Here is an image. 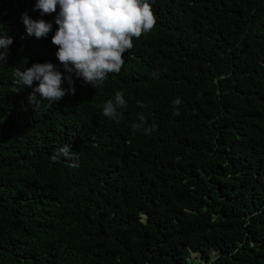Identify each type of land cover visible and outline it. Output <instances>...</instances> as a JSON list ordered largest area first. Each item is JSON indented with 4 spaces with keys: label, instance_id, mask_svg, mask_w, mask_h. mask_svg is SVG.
Listing matches in <instances>:
<instances>
[{
    "label": "trees",
    "instance_id": "16d2710c",
    "mask_svg": "<svg viewBox=\"0 0 264 264\" xmlns=\"http://www.w3.org/2000/svg\"><path fill=\"white\" fill-rule=\"evenodd\" d=\"M0 264H264V0H0Z\"/></svg>",
    "mask_w": 264,
    "mask_h": 264
},
{
    "label": "rangeland",
    "instance_id": "374dc122",
    "mask_svg": "<svg viewBox=\"0 0 264 264\" xmlns=\"http://www.w3.org/2000/svg\"><path fill=\"white\" fill-rule=\"evenodd\" d=\"M190 259H195V255H194V254H192Z\"/></svg>",
    "mask_w": 264,
    "mask_h": 264
}]
</instances>
